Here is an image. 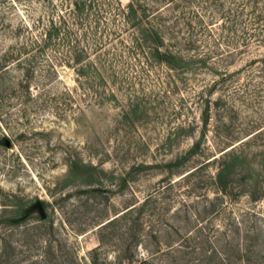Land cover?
Returning <instances> with one entry per match:
<instances>
[{"label":"rangeland","instance_id":"obj_1","mask_svg":"<svg viewBox=\"0 0 264 264\" xmlns=\"http://www.w3.org/2000/svg\"><path fill=\"white\" fill-rule=\"evenodd\" d=\"M0 264H264V0H0Z\"/></svg>","mask_w":264,"mask_h":264},{"label":"water","instance_id":"obj_2","mask_svg":"<svg viewBox=\"0 0 264 264\" xmlns=\"http://www.w3.org/2000/svg\"><path fill=\"white\" fill-rule=\"evenodd\" d=\"M40 213L43 215L41 207L38 205Z\"/></svg>","mask_w":264,"mask_h":264}]
</instances>
